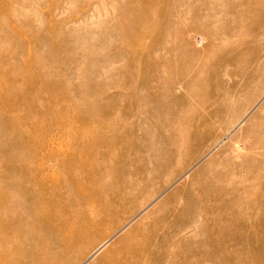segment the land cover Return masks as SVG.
Masks as SVG:
<instances>
[{
  "label": "rangeland",
  "instance_id": "obj_1",
  "mask_svg": "<svg viewBox=\"0 0 264 264\" xmlns=\"http://www.w3.org/2000/svg\"><path fill=\"white\" fill-rule=\"evenodd\" d=\"M0 264H264V0H0Z\"/></svg>",
  "mask_w": 264,
  "mask_h": 264
},
{
  "label": "bare ground",
  "instance_id": "obj_2",
  "mask_svg": "<svg viewBox=\"0 0 264 264\" xmlns=\"http://www.w3.org/2000/svg\"><path fill=\"white\" fill-rule=\"evenodd\" d=\"M197 208H195V207H191V208H187V207H181L179 210H177L178 211V213H181V214H183L184 212H186L187 210H189V211H195ZM172 210V209H171ZM188 211V212H189ZM172 212V211H171ZM197 217H198V214H197ZM191 218H192V216H191ZM171 244H173V242H172V240H165V241H162L161 242V244L160 245H158V246H162L163 245V247H165V246H169V245H171ZM201 244H203V245H207L208 247H210L211 249H215L216 248V245H215V240L213 239V238H211V239H209V240H205V241H203V243H201ZM201 246V245H200ZM136 254L137 255H135V256H142V254L141 253H145V252H147V247H146V241H142V243H141V245L139 246V248H138V250H136ZM212 252V255L216 258V256L218 255V252L216 251V250H214V251H211Z\"/></svg>",
  "mask_w": 264,
  "mask_h": 264
}]
</instances>
